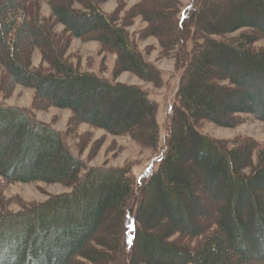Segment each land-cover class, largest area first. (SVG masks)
Segmentation results:
<instances>
[{
  "label": "trees",
  "instance_id": "16d2710c",
  "mask_svg": "<svg viewBox=\"0 0 264 264\" xmlns=\"http://www.w3.org/2000/svg\"><path fill=\"white\" fill-rule=\"evenodd\" d=\"M107 1L0 0V92L30 88L37 109L70 110L72 125L158 150L148 93L82 72L68 56L73 39L97 42L114 55L115 78L158 84L128 30L141 18L136 37L156 39L180 72L159 166L139 179L130 165L82 176L58 132L0 105V264H264V142L200 131L245 115L264 122V0H191L184 12L177 0H138L124 14L121 3L103 12ZM12 182L71 191L12 212L1 193Z\"/></svg>",
  "mask_w": 264,
  "mask_h": 264
},
{
  "label": "rangeland",
  "instance_id": "374dc122",
  "mask_svg": "<svg viewBox=\"0 0 264 264\" xmlns=\"http://www.w3.org/2000/svg\"><path fill=\"white\" fill-rule=\"evenodd\" d=\"M137 1L108 0L101 8L106 14H112L120 7L121 3L120 11L124 14V11L136 4ZM177 1L180 12L186 11L191 4V0ZM49 12V6L42 3V14L47 15ZM145 27L146 24L142 22L141 18H136L133 26L128 30L145 60L161 72L162 80L158 84L142 80L130 72L122 73L115 78V57L112 54H100L97 42L73 39L68 56L82 72L96 74L112 83L137 86L148 93L149 98L157 103L159 109L157 119L161 128V144L158 150L144 148L127 135L113 136L87 124L72 125L70 110L53 107L45 110L37 109L33 105L34 91L23 86H16L8 96L0 92V105L20 109L34 121L46 124L58 132L69 152L82 162V176L91 168H122L130 165L136 177L142 178L144 174L159 166L161 154L165 150L166 128H164V124L168 122L166 118L180 83V72L175 70L174 60L160 57L157 40L136 37L135 34ZM57 29L60 30L61 26H58ZM262 44L264 45V42L257 43V45ZM40 62L41 55L36 50L32 63L38 65ZM243 118L242 122L232 128L219 127L214 123L205 122L200 131L207 137L228 144L236 138H252L264 142V122L248 115ZM1 188L2 195L9 201L8 210L12 212L21 211L29 204L45 202L50 196L71 191L70 188L63 185L44 182H12L4 184Z\"/></svg>",
  "mask_w": 264,
  "mask_h": 264
}]
</instances>
